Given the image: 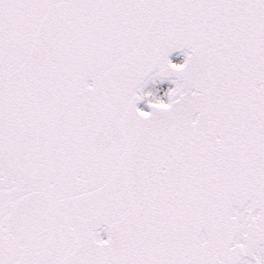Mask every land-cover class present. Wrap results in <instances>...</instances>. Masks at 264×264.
<instances>
[{
	"label": "snow or ice",
	"instance_id": "6c2138e0",
	"mask_svg": "<svg viewBox=\"0 0 264 264\" xmlns=\"http://www.w3.org/2000/svg\"><path fill=\"white\" fill-rule=\"evenodd\" d=\"M0 264H264V0H0Z\"/></svg>",
	"mask_w": 264,
	"mask_h": 264
},
{
	"label": "bare ground",
	"instance_id": "6f19581e",
	"mask_svg": "<svg viewBox=\"0 0 264 264\" xmlns=\"http://www.w3.org/2000/svg\"><path fill=\"white\" fill-rule=\"evenodd\" d=\"M179 58H180L179 60L182 59L181 57H179ZM171 87H173V84L168 82V81L155 82V83H152L149 85V89L151 91H153L154 94H156V92H157L159 95L160 94L164 95L165 98L167 97L166 93H167L168 89ZM156 88H157V91H155ZM141 104H142L141 106L143 107V105H145L146 103L144 101H142ZM102 238H105V235H103Z\"/></svg>",
	"mask_w": 264,
	"mask_h": 264
},
{
	"label": "water",
	"instance_id": "95a60500",
	"mask_svg": "<svg viewBox=\"0 0 264 264\" xmlns=\"http://www.w3.org/2000/svg\"><path fill=\"white\" fill-rule=\"evenodd\" d=\"M176 53H179V54H183V51L182 50H179V49H177V50H175V51H173L171 54H170V57H172L173 55H175ZM184 55V54H183ZM169 57V58H170ZM185 58V57H184ZM164 81V80H163ZM150 109H149V107H148V105H147V111H149ZM105 238H107V233L105 232Z\"/></svg>",
	"mask_w": 264,
	"mask_h": 264
},
{
	"label": "rangeland",
	"instance_id": "374dc122",
	"mask_svg": "<svg viewBox=\"0 0 264 264\" xmlns=\"http://www.w3.org/2000/svg\"><path fill=\"white\" fill-rule=\"evenodd\" d=\"M174 61L178 63V62H179V58L176 57V58L174 59ZM155 95H157V96H159L160 98H162L163 100H165V96H164V95H162V94H160V95H159V94H155Z\"/></svg>",
	"mask_w": 264,
	"mask_h": 264
}]
</instances>
